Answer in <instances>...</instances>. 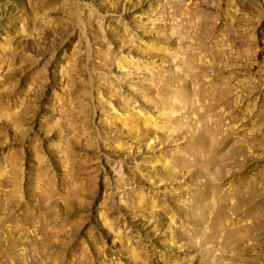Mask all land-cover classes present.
Returning <instances> with one entry per match:
<instances>
[{"label":"rangeland","instance_id":"obj_1","mask_svg":"<svg viewBox=\"0 0 264 264\" xmlns=\"http://www.w3.org/2000/svg\"><path fill=\"white\" fill-rule=\"evenodd\" d=\"M0 264H264V0H0Z\"/></svg>","mask_w":264,"mask_h":264}]
</instances>
